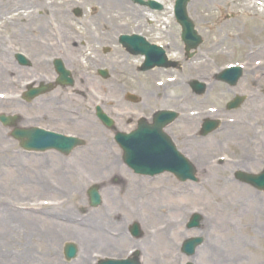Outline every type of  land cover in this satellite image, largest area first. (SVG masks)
<instances>
[{
	"label": "rangeland",
	"instance_id": "374dc122",
	"mask_svg": "<svg viewBox=\"0 0 264 264\" xmlns=\"http://www.w3.org/2000/svg\"><path fill=\"white\" fill-rule=\"evenodd\" d=\"M34 1L44 3L48 9L54 7L62 12L65 11L64 13L69 16V27L84 43H119V36L133 34L142 35L152 43H182L181 28L175 21L173 11L176 0H158L165 7L163 11H154L148 6L133 3L131 0H123L125 4L119 13L121 16L116 14L110 0ZM251 4L255 9L248 10L247 7ZM21 5L25 10L30 7L29 4ZM190 5L194 7L190 9L188 7L189 17L194 22L198 34L203 38L200 53L209 55L213 63L215 62L210 64L214 68L241 65L245 73L243 82L240 81L236 87L218 85L212 94L206 91V96L211 94L207 98L210 103L203 105L200 102L205 94L196 95L194 103L183 98L184 92L191 89L187 80L182 79V84L162 92L169 96L173 95L175 98V101H172L173 107L181 105H185L183 107L188 109L214 107L218 112L209 119L221 118L224 121L218 131L206 137L201 136V126L196 128V133L190 130L197 137L196 142L202 145L200 150L196 146L191 152L199 159L198 162L194 161L197 169V182L182 183L170 174L153 178L135 175L123 162L122 151L114 141V132L105 128L94 118L92 121L95 123L94 127H96L98 136L107 140L103 146L106 152H115L118 162L130 172V176L127 177L120 174L127 181L123 185L115 176L116 173L108 175L103 180L101 174L97 175L88 169V171L83 170L77 155L81 151L86 154L91 141L85 139L84 146L68 156L51 151L29 153L24 151L20 143L12 138V129L0 122V264H51V255L56 259L54 264H77L78 251L76 257L69 261L65 258L64 248L66 244L78 245L77 247L80 248L78 243L68 238L52 247L48 237L52 207L58 210L61 206L70 203H75L72 207L74 211L71 213V218L73 220L78 218V224L82 223L79 218L92 217L98 211L108 213L110 216L121 207V218L123 217V224L122 222L121 224L124 227L123 233L127 236L126 243H120L119 247L110 249L106 256L100 257L101 259L127 258L132 249L138 247L140 251H143L141 252L143 264H186L188 262H193V264H264V192L236 178L240 172L257 174L264 169V0H197L196 3L191 0ZM31 11L34 10L31 9ZM37 13L35 17L40 18V21H35L36 26L39 23L45 25L41 14ZM3 14L5 11H0V15L5 16ZM2 21L5 23L6 19H0V36L4 38L0 40V48L3 43L14 44L17 47L15 40L11 41L6 37ZM38 38L44 39L45 35L35 33L32 43L36 42L33 39ZM18 46L25 48L24 45ZM114 54L116 57L126 58L121 51H116ZM5 65L7 66L6 61L0 59V67L4 66V71ZM208 67L206 66V69ZM258 67L262 68L258 70ZM3 70L0 74L6 78L0 79V91L9 94L3 93V97H0V116H20L18 112H15V107L24 109L25 105L15 103V94L12 90L13 81L18 76L12 79L8 76L7 70L5 72ZM252 71H256L253 76H251ZM159 74L166 77L170 74L181 75L182 73L157 71L145 75L134 71L129 76H125L126 78L116 75L121 79L126 91L139 94V100L131 102L127 96L124 98V93H121L118 96L121 103H116L118 107L114 111L111 110L113 94L108 90L110 83H112L111 87L113 86V81L97 78L95 74L89 83L97 85L98 96H101V100L105 98L106 104L102 108H109L104 111L114 120L116 129L126 131L129 126L137 122L138 115L143 111L141 104L143 96L146 92L152 91L150 81L154 79V76L159 77ZM248 77L253 80L261 78L263 84L257 86V83L251 82ZM145 78H148L147 82ZM196 79H198L197 75ZM247 79L250 83H245ZM74 80L73 87L59 88L65 89V92L78 88L77 77ZM14 83L17 85L18 80ZM49 95L47 93L43 96L47 98ZM237 96H247V99L238 109L229 111L227 103ZM158 98L161 100V97L158 96ZM73 102L78 103L79 98L73 99ZM93 102L97 103L95 100ZM152 103L155 108H161L154 101ZM69 106L73 107L68 104L67 109ZM49 110L50 108L45 107L43 112L47 113ZM118 113L125 114L119 116ZM67 119L74 121V117L71 116ZM231 119L235 122L228 123ZM84 122L80 123L84 124ZM23 123L19 124L22 127L30 126ZM234 129H241L244 132L232 133ZM65 130L72 131L70 127ZM79 131H85V129L80 128ZM177 146L183 150L182 145L177 143ZM89 152L92 153V150L89 149ZM219 156L225 158L223 164L217 160ZM247 160L251 161L249 165L245 163ZM211 162L214 163V167L209 166ZM242 166L245 167L241 168ZM67 167L76 169L77 174L74 177L66 176ZM142 179L145 181H141ZM130 186L139 190L138 196H142L139 203L130 202L128 195ZM93 187H98L101 195V203L96 207L91 205L88 197V191ZM164 189L169 192L171 201L184 198L187 202L183 206L200 207L199 211L190 212L187 218L180 215L181 218L177 219L181 228L180 233L187 234V236L179 237L178 242L175 241L167 252L162 249L159 251L155 247L146 248L148 233L154 234L155 232L154 229L149 230L150 227L155 222L165 223L167 218L153 215L155 210L150 213V209H147L149 216L156 219L154 222L147 221L144 213L146 205L152 201L156 202ZM179 192H184V194L179 195ZM135 198L138 199V197ZM112 203H115L114 207ZM110 204L111 210L108 208ZM58 211L60 215H64L61 214L63 211ZM197 213L201 214L203 222L200 228L189 229L187 225L193 214ZM174 214L178 215L179 211L161 214V216L172 217L175 216ZM33 222L37 226H33ZM134 224H138L141 228L140 238L131 235L130 229ZM34 227L39 228V235L32 232ZM170 234L172 236V233ZM198 237L203 238L205 242L193 258H187L181 252L183 243L188 239ZM92 251H95V254H92L89 264H97L98 260L97 262L95 260L98 258V249L94 248Z\"/></svg>",
	"mask_w": 264,
	"mask_h": 264
},
{
	"label": "flooded vegetation",
	"instance_id": "af4514ba",
	"mask_svg": "<svg viewBox=\"0 0 264 264\" xmlns=\"http://www.w3.org/2000/svg\"><path fill=\"white\" fill-rule=\"evenodd\" d=\"M31 1L35 2L34 0H16V5L14 4V6L9 7L6 10L3 9L5 11V14L3 15L5 16L0 15L1 20L6 19L5 23L2 21L4 24L3 30L6 31V37L11 41L15 40L17 42V47L14 44L3 43L2 48H0V59L6 61L7 67H5V71L7 70L8 76L12 79H14L15 76H18L15 78V80H18L17 85L14 83L15 80L13 81V92L17 96H20L36 84L45 81H55L59 77L57 62H60L67 70H71L70 72L73 78L76 79L77 77V80L79 81V87L66 92L65 89L56 87L49 93L50 95L47 96V98L41 96L40 98H37L38 100L36 99L31 102H26L21 99L17 100V104L25 105L24 109L29 110L28 112H30L31 115L27 118L22 112H18L20 114V116L17 115L19 123L24 122L23 124H26L27 126H37L58 133L72 134L84 140L87 139L88 141H91L90 137L94 130H96V127H94L95 123L92 120L95 119L98 121L97 110L99 108L94 102L92 103V101H96L92 93L95 91L99 92V89L96 84L92 83V85L85 82L84 78L92 79L96 74L97 78L113 81V86L111 87L112 83H110L108 90L113 94V96H111V110L114 111V109L118 107L116 103H121L120 98H118L121 93H124V98L125 96L128 97L132 94L137 96L135 99L136 102L139 100V94L134 91H131L130 93L126 91L122 86L121 79L116 75L125 77L129 76L134 71H138L145 75H150L157 71L182 73L181 75L170 74L166 77H162L160 74L159 77L154 76V79L150 81L152 91L150 93L145 91L146 93L143 96V101L141 102L143 111L138 115L139 118L137 122L129 126L126 131H118V129H114L116 128L114 122V128L111 131L114 132V136L119 132L132 134L142 125V136L145 143L149 144L150 142L147 141H151L150 149L162 150L163 143L160 140L166 135L180 152L186 156L195 157V155L193 156L191 154L195 148L190 142L195 138L197 139L193 133H196V128L201 126V122L196 123L195 117L191 116V113L196 109L183 107L185 105L173 107L174 103H172V101H175L173 95L170 94L169 96L162 93L171 87H176L179 84H182L183 82L177 81L161 87L158 86V82L163 81L164 78L177 77L187 80L190 85L197 75L201 80L208 83L209 88L207 93L211 92L212 94V91L215 90L216 86L225 84L216 81V75L212 74V66L209 62L203 60L205 65L204 72L200 69L196 70L195 65L197 53H193V55L189 54L183 47L182 43H145L142 46L140 56H133L130 54L121 43H63L61 41V31L58 30L53 33V36L49 34V30L43 32L42 34L45 35V38L33 39L36 42L32 43V37L36 33V28L33 32L31 29H34L36 26V20L40 21V18L35 17V15L38 14L37 12L41 14L42 19L44 20L45 25H42L44 27L48 26V28L50 27V24H52V21H54L55 25L60 28L59 24L62 20L61 17H64L67 14L64 13L65 11L62 12V10H58L54 7L48 9L44 3H38L40 4L38 8L32 7L30 4ZM21 4H29L30 7L25 10L24 6ZM31 9L37 12L34 13ZM53 11L57 12L59 15L57 20L52 18ZM11 15L12 18H10ZM18 21H21L22 23L18 24ZM49 21L51 23H48ZM37 26V30H40V23ZM21 31L24 32V35L20 38ZM1 38L3 37L0 36V40ZM28 43L38 45L42 50L35 54V51L32 50V47L34 46L28 45ZM18 45H24L25 48L22 49ZM157 47H161L164 50L165 56L169 59L166 63V68L158 67L159 62L157 61L160 56L162 58V54ZM116 51H121L126 58L116 57L114 54ZM200 51L201 50H199V52ZM7 58L11 59V61L8 62ZM115 66H118V68H115ZM206 66L209 67L206 69ZM5 71L3 70V72ZM147 80L148 78H145L146 82ZM246 81L245 83H250L248 79ZM91 85L93 87H91ZM186 91L187 92H184L185 94H183V98L194 103L196 96L195 92L193 89H188ZM211 94L208 96L205 94L200 104L203 105L205 103H210L207 101V98L210 97ZM71 96H73L72 101ZM158 96L161 97V100H159ZM78 98L79 102L75 104L73 99ZM39 100H41V105L37 104ZM153 101L161 108H155L152 103ZM68 104L73 107L71 108L69 106V109H67ZM169 104L171 105L168 106ZM45 107L50 108L47 113L43 112ZM206 108L207 107H202L200 110L203 111ZM105 109L109 110L108 107H104L103 110ZM163 112L176 113L177 117L174 120H170V118L162 116L160 120L155 121L156 117ZM124 114L118 113L119 116ZM68 116L74 117V121L67 119ZM35 120L39 121V123H35ZM85 120L92 122L88 126L80 123ZM189 123H192L193 125ZM64 127L66 129L70 127L72 131H66ZM80 128L85 129V131H79ZM190 130L194 132L192 133ZM184 141L186 142L184 143ZM177 143L183 146V150L178 148ZM144 153L146 155H152L150 150H147ZM122 157L124 159L123 152Z\"/></svg>",
	"mask_w": 264,
	"mask_h": 264
},
{
	"label": "bare ground",
	"instance_id": "6f19581e",
	"mask_svg": "<svg viewBox=\"0 0 264 264\" xmlns=\"http://www.w3.org/2000/svg\"><path fill=\"white\" fill-rule=\"evenodd\" d=\"M110 1H111V6H113L115 11H116V14L118 16H121L119 13L121 10H123V6L125 4V1H123V0H110ZM193 2L196 3L197 0H193ZM14 4L15 5L17 4L16 0H0V11L3 9H5V10L8 9L9 7L14 6ZM30 4L32 5V7H35V8H38L40 6V4L35 3L33 1H31ZM193 7L194 6L190 5L189 9L193 8ZM247 9L253 10L255 8H254V5L251 4L249 7H247ZM17 17H19V16H17ZM58 17H59L58 13L53 11L52 12V18L57 20ZM61 18H62V20H61V23L59 24L60 28L55 25L54 21H52V24H50L49 28H48V26L44 27L40 23V26H39L41 28L40 30H37L38 26H35L34 29L33 28L31 29V31L33 32L35 30V28H36V30H35L36 33H43V32H47L49 30L48 31L49 34L51 36H53L54 35L53 33L56 30H58V31H61L60 32L61 33V41L63 43H84L80 39H78L77 36L71 31V29L69 27V21H68L69 16L65 15L64 17H61ZM89 22L91 23V21H89ZM48 23H51V22L49 21ZM23 35H24V32L21 31L20 38ZM28 45H33V44L28 43ZM33 46L34 47H32V50L35 51L34 52L35 54H37L38 51L42 50V48L39 47L38 45H33ZM7 61L10 62L11 59L7 58ZM195 66H196V70L200 69L202 72H204V66H205L204 63H202L201 61L200 62L197 61ZM3 67L4 66H2V68ZM5 67H7V66L5 65ZM2 68L0 67V71L2 70ZM261 68L262 67H258V70H260ZM252 74H255V73H252ZM247 76H249V73H247ZM251 76H253V75H251ZM4 78H6V77H3L2 74H0V79L3 80ZM248 79L251 82L257 83V86H258V84H263L261 82L262 81L261 78H257V80H255V79L253 80V79L248 77ZM89 80L90 79L84 78V81L87 83H89ZM259 80H260V82H259ZM246 82H248V81H246ZM40 101L41 100H39V102L37 104L41 105ZM255 105L257 106L258 102L255 103ZM19 111L22 112V114L24 116H26L27 118H29L31 116L30 112H28L29 110L21 109L18 106H16L15 112L17 113ZM196 111H198V110H196ZM91 122L92 121L89 122L87 120L84 122V125L88 126ZM197 122L198 121H196V123ZM238 131H242V130L241 129H234L231 132L234 133V132H238ZM242 132H244V130ZM230 136L231 135H229V137ZM90 139H91V142H90L91 145H90L89 149L92 150V153H90L89 149H88L87 150L88 152L86 154L84 153V151H81L77 155L78 159L82 163L81 166H82L83 170L84 169L86 171L90 170V172L95 173L97 175L101 174V177L103 180H105L108 175H111V174L114 175L116 173L115 176L118 177V179H120V184H122V185L125 184L127 181L125 180V178L120 176V174L123 175L124 177H127V176H130V172L127 169H124L123 166L118 162V158H117L115 152H111V151L106 152V148H104L103 146L105 145L107 140L101 139L98 136L96 130H94ZM195 139L192 140L190 142V144H193L194 148L196 146H198V148L200 150L202 145L201 144L199 145ZM185 142L186 141H184V143ZM101 159L105 160L106 162L102 161ZM250 160H252V159H250ZM96 163H98V164L96 165ZM245 163H247L249 165L251 163V161L247 160ZM209 166L214 167L213 163H211ZM245 166H242L241 168H243ZM215 167H217V166H215ZM65 174H66V176L69 175V176L74 177L77 174V171L74 168L67 167ZM141 181H145V180L142 179ZM92 182H96V181H92ZM138 194H139V190L136 187L133 188L130 186V190L128 193L129 198H130L129 199L130 202L139 203V200L142 198V196L139 197ZM180 194H184V192H179V195ZM110 197H111V190H110ZM135 197H138V199H136ZM176 199H178V198H176ZM186 202L187 201L184 198H179L177 201L175 200L174 202L171 201L169 199V192H167V190L164 189L163 193H160V196L156 202L152 201L149 205H146V209H145L144 213H145V217H146L147 221H153V222L156 221V219H153L149 216V214L147 213V209H150V213L152 210H155V212L152 213L153 215L155 214V215H158L160 217H166L167 218L166 219L167 221L165 223L155 222L150 227L149 230L154 229L155 232H154V234H151L150 232L148 233V235H147V242L148 243L146 244V248L151 249V247H153V248L155 247L159 251L162 249V250L167 252L171 249L172 245L175 244V241L178 242L179 237L187 236V234H181L180 233L181 228H180V225H179L177 219L181 218L180 215H184L187 218L190 212H192L194 210L199 211L200 207H193L195 205H192L191 207H188L187 205L183 206ZM161 204H165V205H161ZM73 205H75V203L63 205V206H61L60 209H58V210L63 211L61 214H64V215H60L58 213L59 211L57 210V208L52 207L53 209L50 213V219H49L50 233L48 235V237L50 238V244L52 247H55L61 240H66L68 238H71L73 241L78 243L80 248L82 249V250H80V248L77 247L79 256H78V259L76 260V263L77 264H89L91 261V257L95 254V251H92L94 248L98 249V251H97L98 258L95 260V262H97V260L101 259L104 255L106 256V254H108L110 249H113V248L115 249V248L119 247L120 243H122V244L126 243L125 240H127V236L123 233L124 227L122 225L123 224V222H122L123 217L121 218V214H122L121 207L110 216L108 215V213H105V212L101 213L100 211H98V212H96L97 214H94L92 217L89 216V217H86L83 219L79 218V221L82 223L78 224V218H77V220H73V218H71V216H72L71 213L74 211V208H72ZM114 206H115V203H112V207H114ZM78 208L80 209L81 207L79 206ZM108 208H110V210H111V204L108 205ZM156 208H157V210H156ZM103 210H105V209H103ZM177 211H179V214L178 215L174 214L175 216H172V217H167L166 215L161 216V214L175 213ZM158 216H156V218H158ZM69 221H70V223H69ZM121 222H122V224H121ZM34 223L35 222H33V226H37ZM149 230H147V231H149ZM32 232L34 234L39 235V228L34 227ZM170 233H172V236ZM134 249H138V251H139L138 247H134ZM87 252H89L88 255H87ZM141 252L143 253V251H140V253ZM55 262H56V259L54 258L53 255H51L50 263L54 264Z\"/></svg>",
	"mask_w": 264,
	"mask_h": 264
},
{
	"label": "water",
	"instance_id": "95a60500",
	"mask_svg": "<svg viewBox=\"0 0 264 264\" xmlns=\"http://www.w3.org/2000/svg\"><path fill=\"white\" fill-rule=\"evenodd\" d=\"M189 0H178L176 3V18L178 23L181 25L183 29L182 39L184 43H192L195 45L193 47H198L200 43H202L201 37L197 34L195 31V26L193 22L189 19L187 14V4ZM152 8H158L162 9L161 6L155 4L154 2L148 3ZM121 43H147L144 38H141L139 36H133V37H122ZM241 77V71L240 69H231L224 73L220 78L224 81H227L231 85H235L239 78ZM71 82L64 81L63 84H70ZM243 102V99L238 98L233 103L229 104V109H235L238 108ZM103 120L107 121V118L105 116L101 117ZM0 121L6 125L10 126L13 124V119L1 116ZM13 137H15L17 140L21 141V146L27 151H33V152H46L49 150H56L58 152H61L65 155H68L72 152L73 149L80 146V142L78 140H75L73 138H68L62 135L50 133L41 129H29V130H23V129H15L13 132ZM122 138H119L121 142ZM166 142L164 140V143L166 147H164V152L162 153V156L157 159H141L136 158L138 154L141 153V145L142 142L140 138L137 137H131V138H123L121 144L126 151V154L128 157L126 162L128 163L131 168H133L137 173L139 174H155V173H162L164 171H171L174 172L182 181H186L189 179H194V175L196 174L195 169L193 166L186 160L184 157H182L175 147L171 145L169 140L165 137ZM132 156L134 158H132ZM145 162H148L151 164L152 167H156L157 170H160V167H166L162 168L159 172L153 171V172H146L143 170L142 166ZM166 166H165V165ZM238 178L246 182L253 187L257 188L260 191H264V171L257 176L253 175H238ZM89 197L91 200V205L96 207L100 205L101 203V197L98 193V188H93L89 191ZM200 222V217L196 216L193 219L192 224L190 227H198ZM133 233L136 236H139V228L137 226L134 227ZM202 239H192L184 245L183 252H185L187 255L191 256L194 254L195 249L197 246L202 244ZM77 249L74 245H66L65 247V256L67 260H72L76 257ZM100 264H140L139 260L133 259V260H127V261H102Z\"/></svg>",
	"mask_w": 264,
	"mask_h": 264
}]
</instances>
